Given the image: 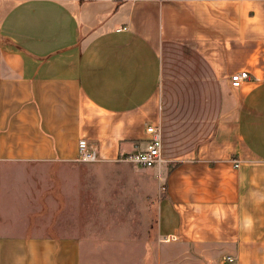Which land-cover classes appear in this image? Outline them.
<instances>
[{"label": "crops", "instance_id": "0c3cea01", "mask_svg": "<svg viewBox=\"0 0 264 264\" xmlns=\"http://www.w3.org/2000/svg\"><path fill=\"white\" fill-rule=\"evenodd\" d=\"M149 126L157 236L264 264V0H0V264H80L82 240L48 235L26 196L144 149ZM17 164L36 165L18 204Z\"/></svg>", "mask_w": 264, "mask_h": 264}, {"label": "rangeland", "instance_id": "374dc122", "mask_svg": "<svg viewBox=\"0 0 264 264\" xmlns=\"http://www.w3.org/2000/svg\"><path fill=\"white\" fill-rule=\"evenodd\" d=\"M120 161L67 165L72 168L68 174L71 187L60 185L61 175L59 179L57 175L40 176L44 185H33L26 197L45 204L44 208L28 209L44 210L48 235L71 233L82 240L80 264H222L225 257L218 246L175 243L157 236L162 185L150 170ZM30 166L36 165H11L15 174L10 190L17 204L21 189L28 191V186L22 188L28 179L21 170ZM15 210L19 217L21 208Z\"/></svg>", "mask_w": 264, "mask_h": 264}, {"label": "built area", "instance_id": "2783aa9c", "mask_svg": "<svg viewBox=\"0 0 264 264\" xmlns=\"http://www.w3.org/2000/svg\"><path fill=\"white\" fill-rule=\"evenodd\" d=\"M248 78L247 72H240L233 74L230 77V84L232 87H239L241 82ZM149 136L146 140L144 149L138 150L132 154L125 155L122 160L134 164L141 168H153L160 163L161 137L160 130L156 127L149 126L145 129ZM77 161L79 162H95L96 154L91 151L85 140H79L77 143ZM233 258L226 257L222 264H230Z\"/></svg>", "mask_w": 264, "mask_h": 264}]
</instances>
